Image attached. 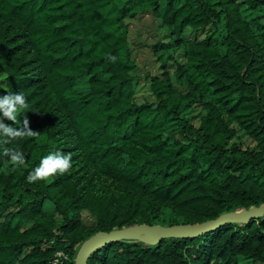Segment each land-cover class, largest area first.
<instances>
[{
	"label": "trees",
	"instance_id": "trees-1",
	"mask_svg": "<svg viewBox=\"0 0 264 264\" xmlns=\"http://www.w3.org/2000/svg\"><path fill=\"white\" fill-rule=\"evenodd\" d=\"M147 10L160 20L150 46L160 73L153 99L137 101L128 20ZM9 90L27 102L4 119L24 127L27 117L36 135L0 141V264H47L57 251L74 264L97 231L264 205V0H0V93ZM56 148L71 152L70 168L29 181ZM255 263L264 216L156 244L110 242L87 260Z\"/></svg>",
	"mask_w": 264,
	"mask_h": 264
},
{
	"label": "water",
	"instance_id": "water-1",
	"mask_svg": "<svg viewBox=\"0 0 264 264\" xmlns=\"http://www.w3.org/2000/svg\"><path fill=\"white\" fill-rule=\"evenodd\" d=\"M264 216V205L228 211L212 220L198 224L151 225L137 224L111 231H97L84 240L79 246L74 264H87L89 255L97 248L119 240H140L148 244H156L163 238L197 236L206 231L220 227L226 222L248 223Z\"/></svg>",
	"mask_w": 264,
	"mask_h": 264
},
{
	"label": "rangeland",
	"instance_id": "rangeland-1",
	"mask_svg": "<svg viewBox=\"0 0 264 264\" xmlns=\"http://www.w3.org/2000/svg\"><path fill=\"white\" fill-rule=\"evenodd\" d=\"M129 40L133 47L132 56L136 63L133 73L135 99L137 101L152 100L149 91L150 76L160 73L159 63L153 56L151 44L159 41L161 37L160 20L153 16L150 11L141 13L138 17L129 19ZM201 112L197 107L193 111L194 123H198ZM244 143L251 147L250 140L242 137ZM80 221L85 226L95 225V219L88 212H82ZM70 257L63 251H57L47 264H69ZM261 264V263H255Z\"/></svg>",
	"mask_w": 264,
	"mask_h": 264
},
{
	"label": "clouds",
	"instance_id": "clouds-1",
	"mask_svg": "<svg viewBox=\"0 0 264 264\" xmlns=\"http://www.w3.org/2000/svg\"><path fill=\"white\" fill-rule=\"evenodd\" d=\"M26 95L23 91H6L0 93V141H7L19 135H36V131L29 127L28 118L23 121L24 127H16L6 122L4 117L12 121L17 120L18 110L26 105ZM3 152L9 154L13 165L23 164L24 152L16 148L3 147ZM71 152H63L61 149L47 151L40 156L39 161L30 168L27 179L36 181L50 177L53 174L63 173L72 165Z\"/></svg>",
	"mask_w": 264,
	"mask_h": 264
}]
</instances>
